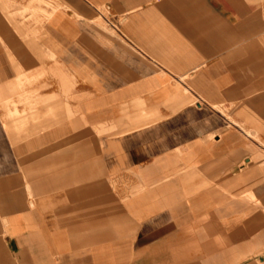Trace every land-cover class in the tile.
<instances>
[{
  "label": "crops",
  "instance_id": "0c3cea01",
  "mask_svg": "<svg viewBox=\"0 0 264 264\" xmlns=\"http://www.w3.org/2000/svg\"><path fill=\"white\" fill-rule=\"evenodd\" d=\"M0 264H264V0H0Z\"/></svg>",
  "mask_w": 264,
  "mask_h": 264
},
{
  "label": "rangeland",
  "instance_id": "374dc122",
  "mask_svg": "<svg viewBox=\"0 0 264 264\" xmlns=\"http://www.w3.org/2000/svg\"><path fill=\"white\" fill-rule=\"evenodd\" d=\"M53 9L55 10L56 8L54 7Z\"/></svg>",
  "mask_w": 264,
  "mask_h": 264
}]
</instances>
